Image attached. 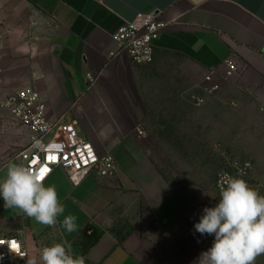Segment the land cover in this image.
Instances as JSON below:
<instances>
[{"label":"crops","instance_id":"0c3cea01","mask_svg":"<svg viewBox=\"0 0 264 264\" xmlns=\"http://www.w3.org/2000/svg\"><path fill=\"white\" fill-rule=\"evenodd\" d=\"M12 12L17 19L32 13L52 29L32 47L0 46V92L39 91L49 118H75L100 154L115 156L119 172L74 183L54 170L44 184L55 186L65 209L54 227L5 208L0 197V237L21 232L37 264L55 243L85 264H198L215 238L194 229L203 209L215 206L201 203L214 199L215 178L183 180L156 151L190 150L201 159L218 145L231 150L234 134L264 138V0H0V17ZM140 12L169 23L147 65L111 56L113 34ZM230 56L241 71L224 80ZM211 69L220 85L214 94L205 90ZM4 110L0 180L10 162L22 165L17 155L33 136ZM255 149L264 150V139ZM69 215L72 233L63 226Z\"/></svg>","mask_w":264,"mask_h":264},{"label":"built area","instance_id":"2783aa9c","mask_svg":"<svg viewBox=\"0 0 264 264\" xmlns=\"http://www.w3.org/2000/svg\"><path fill=\"white\" fill-rule=\"evenodd\" d=\"M168 25V22L159 19L158 12L138 13L132 21L127 22L113 34L117 49L111 52V56L126 54L136 65L153 63L156 43ZM223 65L224 72L221 78L224 80H230L241 71L232 56L226 58ZM2 74L3 68L0 64V85ZM216 75L217 69H211L205 77L207 82L212 83L210 87L205 88L210 94L220 89V85L214 82ZM89 78L94 80L91 75ZM202 101L200 98L198 102ZM1 109L9 112L16 125L33 133L29 144L20 150L17 158L25 167L37 170L44 167L50 169L44 182L56 169L65 171L74 183H80L90 174L98 177H114L118 174L119 165L115 156L111 152L100 154L95 145L79 133L75 118L67 113L54 120L49 118L47 105L39 91L23 88L7 96L0 95ZM138 132L140 135L145 134L142 129ZM249 168L250 163H245L238 167V171L246 175ZM222 174H219L216 181L218 194ZM0 241L5 242L0 244V264H27L29 251L21 232L2 236ZM10 241H14L15 246L9 244Z\"/></svg>","mask_w":264,"mask_h":264},{"label":"clouds","instance_id":"9594fccd","mask_svg":"<svg viewBox=\"0 0 264 264\" xmlns=\"http://www.w3.org/2000/svg\"><path fill=\"white\" fill-rule=\"evenodd\" d=\"M6 168V176L0 180L4 207L19 209L36 222L54 227L65 209L55 186L44 184L50 169L37 170L13 162ZM242 175V172L236 177L222 174L219 202L214 207H205L194 225L201 235L215 237L212 246L200 254L198 264H255L257 256L264 254V196L240 178ZM63 226L67 232H75L76 217L66 216ZM40 255L43 264H85L83 256L72 255L61 243L44 247ZM27 264L37 261L28 258Z\"/></svg>","mask_w":264,"mask_h":264},{"label":"rangeland","instance_id":"374dc122","mask_svg":"<svg viewBox=\"0 0 264 264\" xmlns=\"http://www.w3.org/2000/svg\"><path fill=\"white\" fill-rule=\"evenodd\" d=\"M51 29V25L43 22L32 13L17 19L15 13L12 12L10 15L0 17V46L5 44L6 46L32 47L40 41L39 37L41 35L47 37ZM0 95L4 94L0 92ZM230 138L232 141L231 150H222L218 145L214 150L199 152L201 157V159L198 158L201 162L200 167L198 159L193 158V153L190 150H157L156 155H158V159L174 166L183 180L189 179L194 174L196 176V173L209 176L210 178L214 177L215 181H217L221 173H229L236 177L239 174L238 167L249 162L248 173L246 175L243 174L240 178L244 179L250 187L264 196V150L255 149V146L259 144V139H264L263 136L234 134ZM213 139H216V137ZM212 142L217 143L218 141L212 140ZM196 160V164L199 167L197 171L193 167V163ZM207 165L210 168L206 167ZM211 189L215 194L214 199L203 201L200 199L201 203L208 201L216 205L219 202L216 184L215 188L211 185ZM255 264H264V254L257 256Z\"/></svg>","mask_w":264,"mask_h":264},{"label":"snow or ice","instance_id":"6c2138e0","mask_svg":"<svg viewBox=\"0 0 264 264\" xmlns=\"http://www.w3.org/2000/svg\"><path fill=\"white\" fill-rule=\"evenodd\" d=\"M43 169H46V167H44ZM13 246H15V245L13 244Z\"/></svg>","mask_w":264,"mask_h":264}]
</instances>
